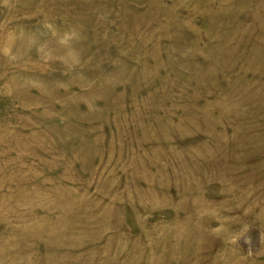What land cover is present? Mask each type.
<instances>
[{"label": "rangeland", "instance_id": "1", "mask_svg": "<svg viewBox=\"0 0 264 264\" xmlns=\"http://www.w3.org/2000/svg\"><path fill=\"white\" fill-rule=\"evenodd\" d=\"M0 264H264V0H0Z\"/></svg>", "mask_w": 264, "mask_h": 264}]
</instances>
